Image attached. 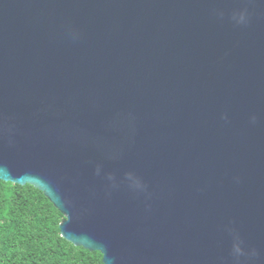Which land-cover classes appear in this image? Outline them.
I'll return each instance as SVG.
<instances>
[{"label":"water","instance_id":"water-1","mask_svg":"<svg viewBox=\"0 0 264 264\" xmlns=\"http://www.w3.org/2000/svg\"><path fill=\"white\" fill-rule=\"evenodd\" d=\"M0 180L104 264H264V0H0Z\"/></svg>","mask_w":264,"mask_h":264},{"label":"trees","instance_id":"trees-1","mask_svg":"<svg viewBox=\"0 0 264 264\" xmlns=\"http://www.w3.org/2000/svg\"><path fill=\"white\" fill-rule=\"evenodd\" d=\"M64 219L36 187L0 180V264H104L61 236Z\"/></svg>","mask_w":264,"mask_h":264},{"label":"clouds","instance_id":"clouds-1","mask_svg":"<svg viewBox=\"0 0 264 264\" xmlns=\"http://www.w3.org/2000/svg\"><path fill=\"white\" fill-rule=\"evenodd\" d=\"M243 19V16H241V20ZM233 251L236 253V254H240V248H239V246L237 245V246H234V249H233Z\"/></svg>","mask_w":264,"mask_h":264}]
</instances>
